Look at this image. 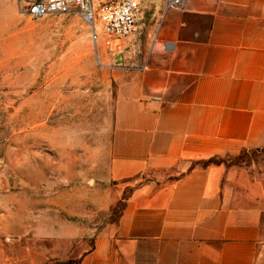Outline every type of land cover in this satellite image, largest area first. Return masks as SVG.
Segmentation results:
<instances>
[{
	"label": "crops",
	"instance_id": "obj_1",
	"mask_svg": "<svg viewBox=\"0 0 264 264\" xmlns=\"http://www.w3.org/2000/svg\"><path fill=\"white\" fill-rule=\"evenodd\" d=\"M154 36L107 64L111 177L146 179L79 264H264V183L212 160L264 148V0H187Z\"/></svg>",
	"mask_w": 264,
	"mask_h": 264
},
{
	"label": "rangeland",
	"instance_id": "obj_2",
	"mask_svg": "<svg viewBox=\"0 0 264 264\" xmlns=\"http://www.w3.org/2000/svg\"><path fill=\"white\" fill-rule=\"evenodd\" d=\"M154 2L140 0L141 47L159 26ZM109 58L97 63L78 12L33 19L0 0V264H79L146 179H113L106 162ZM212 160L264 183V148Z\"/></svg>",
	"mask_w": 264,
	"mask_h": 264
},
{
	"label": "built area",
	"instance_id": "obj_3",
	"mask_svg": "<svg viewBox=\"0 0 264 264\" xmlns=\"http://www.w3.org/2000/svg\"><path fill=\"white\" fill-rule=\"evenodd\" d=\"M22 13L40 19L54 14L78 12L90 27V41L98 64L104 65L105 55L114 59V45L123 38L140 39L142 35L143 10L140 0H15ZM187 0H166L157 39L163 20L169 9H182ZM146 62L136 61L134 67L146 68Z\"/></svg>",
	"mask_w": 264,
	"mask_h": 264
}]
</instances>
